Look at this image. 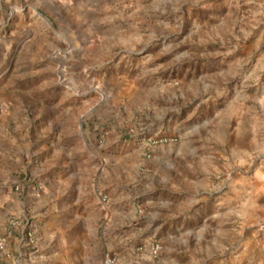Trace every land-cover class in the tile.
Listing matches in <instances>:
<instances>
[{"label":"rangeland","instance_id":"1","mask_svg":"<svg viewBox=\"0 0 264 264\" xmlns=\"http://www.w3.org/2000/svg\"><path fill=\"white\" fill-rule=\"evenodd\" d=\"M68 151L96 194L125 158L133 206L193 213L196 264H264V0H0V199Z\"/></svg>","mask_w":264,"mask_h":264},{"label":"crops","instance_id":"2","mask_svg":"<svg viewBox=\"0 0 264 264\" xmlns=\"http://www.w3.org/2000/svg\"><path fill=\"white\" fill-rule=\"evenodd\" d=\"M66 154V174L45 177L22 198L2 195L0 235L6 238V249L0 264H100L107 257L114 258L113 264H196L197 238L178 234L180 226L194 219L193 213L170 206L169 199L137 209L132 190L138 183L122 168L126 159L115 157L105 159L111 171L108 201L105 208H96L103 193L96 194L95 184L81 180L83 158L78 163L71 158L72 151ZM61 163L52 164L53 170ZM20 205L37 213L33 244L24 238L25 224L10 226L13 214L22 210ZM156 242L162 248L153 255Z\"/></svg>","mask_w":264,"mask_h":264},{"label":"built area","instance_id":"3","mask_svg":"<svg viewBox=\"0 0 264 264\" xmlns=\"http://www.w3.org/2000/svg\"><path fill=\"white\" fill-rule=\"evenodd\" d=\"M163 139L159 140H151L149 139L148 144H155L157 141H162ZM17 188V187H16ZM100 201L103 206L106 205L108 201V195L106 193L101 194L100 196ZM12 224H15V222H12ZM26 227H25V237L29 244L35 243V227H32L29 222H26ZM6 249V238L4 236H0V255L5 252ZM161 249V245L156 242L152 245L151 247V253L156 255ZM114 258L113 257H107L104 258L103 261L100 264H113L114 263Z\"/></svg>","mask_w":264,"mask_h":264}]
</instances>
